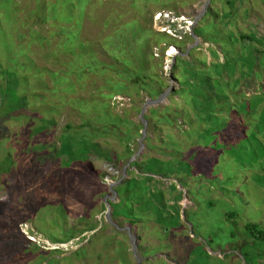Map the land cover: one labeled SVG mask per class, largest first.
Masks as SVG:
<instances>
[{
    "label": "rangeland",
    "instance_id": "1",
    "mask_svg": "<svg viewBox=\"0 0 264 264\" xmlns=\"http://www.w3.org/2000/svg\"><path fill=\"white\" fill-rule=\"evenodd\" d=\"M160 11L189 16L192 41L155 32L153 16ZM198 25L209 43L195 36L199 44L193 47ZM177 56L191 72L202 66L197 74L201 78L189 77L190 105L169 98L179 89L170 76ZM115 57L136 63L137 57H144L147 73L165 85L163 101L148 104L144 115L150 108L172 105L187 116L181 130H190V139L177 137L184 160L153 172V184L166 191L170 205L178 206L181 226L167 239L156 233L153 221L141 225L140 242L137 230L105 219V200L119 202L111 190L128 178V169L135 170L138 179L147 169L146 158L170 160L162 156V139L170 129L157 126L155 118L145 120V137L141 131L131 140L140 168H130L135 157L130 160L125 144L108 137L94 141L100 150L82 159L81 170L58 168L53 174L55 161L61 162L58 154L66 127L92 119L100 101L108 104L112 116L142 124V108L157 100L145 92L137 94L133 87L111 100L102 97L111 92L108 82L117 78L85 67L104 63L120 68ZM54 73L58 80L67 76L71 92L63 91L66 85L57 83ZM81 100L83 110L73 102ZM221 111L225 114L218 115ZM182 115L176 116L178 121ZM202 134L205 139L199 142ZM192 159L200 166L196 170L201 180L216 181L204 196L189 194L198 188L191 175ZM62 204L67 210L63 227L85 232L59 245L49 237L61 236L52 221L53 210ZM194 206L195 213H189L198 222L193 227L185 212ZM230 211H237L236 226L224 222L223 214ZM84 215L87 222L78 223ZM249 222L264 228V0H0V264H47V257L62 259L87 246L85 256L80 250L81 258L71 264H122L121 258L128 264H163L162 259L167 264H264V246L244 236ZM91 223L97 225L93 232L88 231ZM116 233L129 236V242L117 238L124 241L122 249L105 242V236ZM140 244L160 251L143 258ZM118 248L121 257L115 252ZM38 250L44 254L35 256ZM56 250L61 254H46ZM15 251L20 253L18 260Z\"/></svg>",
    "mask_w": 264,
    "mask_h": 264
},
{
    "label": "trees",
    "instance_id": "2",
    "mask_svg": "<svg viewBox=\"0 0 264 264\" xmlns=\"http://www.w3.org/2000/svg\"><path fill=\"white\" fill-rule=\"evenodd\" d=\"M163 35V34H159ZM193 35L200 38L203 43H209L207 39L204 37L203 34V26L198 25L193 30ZM165 36V35H164ZM167 37V36H166ZM169 38V37H168ZM189 41H192L191 36H186ZM246 38V37H245ZM172 40V39H171ZM198 48L194 49L197 50ZM192 50L189 55H192ZM164 53V50L162 52V55ZM115 59L119 62L120 68L113 65V64H104L100 63L98 65H88L85 67V70L93 71V70H99L102 73L105 72H111V74L117 78V80H111V82H108L110 84L109 89L111 92L108 95H102L103 98L107 97L109 100H111L116 94H121L122 90L133 87L137 94L140 92H145L148 98L150 99H158L165 91V85L157 79V76L147 73L148 68L146 67V59L144 57H137V63L133 62L130 59ZM163 59V58H162ZM162 61V60H161ZM186 61L183 59L182 56H177L174 59V64L172 65V69L170 71V76L176 80L179 84V89H174L172 93L170 94L169 98L176 102L174 97H177L178 99L184 100L186 104L190 105V100L188 98V84H189V77H192L194 79H199L200 74L197 75L201 69L199 66L193 67V71L191 72L187 66ZM83 72L79 73V76L82 75ZM55 77V80H57V83L64 85L67 83V76L61 77L64 80H58L60 79V76L58 74H52ZM202 75V74H201ZM119 79H124V82L119 81ZM112 83V84H111ZM66 87L63 89V91L71 92L72 91V85L70 83L65 84ZM75 104L79 105L81 109H85L84 101H73ZM183 102V103H184ZM108 104L100 101V104H98V111L96 115L91 119H84L82 120V123L80 126L73 128V127H66V131L62 137V144L61 148L59 149V156L61 157L59 161H55V165L58 164V166L55 167L53 174L56 176V173L58 171V168H64V169H70V170H81L82 169V159H84L88 154L90 153H98L100 150V147L98 144H96L94 141L99 138H108V137H114L119 142H123L126 147L125 155L128 156V158L131 160L136 154L133 152V150L130 147L131 140L134 137H140L141 131L143 130V125L136 123L132 119H127L124 117H121L120 115H114L112 116L110 112L108 111ZM138 112L139 109L135 108ZM204 111V108L202 109ZM225 114L223 111H221L218 115ZM182 115V113H177L173 106H165L164 108H150L149 114L144 115V120L149 121L151 117L155 118L156 125L160 127H167L170 129L169 132H166L164 134V137L162 139V156L170 158V160H162L155 157L146 158V155L142 157V159H145L144 167L146 166L147 169L144 170L145 172L141 175H138V179H136L135 175L136 171H130L127 170L126 174L128 178L123 179L120 184H118L114 191L118 194L119 202L118 203H111L109 201V206L111 208V220L114 223H118V226H123L124 224L129 225L131 228L137 230V239L138 241L142 242L143 237L140 235L141 231V225H144L149 222H155L156 226L154 227L156 229V233L161 238H170L172 231L178 227H180V221L178 219L177 209L178 206L170 205V201L165 196V190L155 186L153 182L155 181V175L153 174L154 170L161 166L160 168H165L166 170H169V167L167 166L170 164V162L176 163V162H182L184 160L183 152L181 151V145L178 143V136L185 137L184 139H190V130H181L182 123H184V120L187 118V116L183 113L182 115V121H178L176 116ZM204 120V119H203ZM199 121L198 124H202ZM122 127L125 128V130H122ZM176 133H173L172 131H175ZM204 135L205 132L203 133ZM201 135L199 142H203L205 137L204 135ZM150 141V138L147 137V142ZM146 147L148 149H151L152 146L147 143ZM161 152V151H160ZM194 161L191 165V175L192 179L196 182V185L198 188L196 189V192L190 190L189 194L194 195H200L204 196L207 194V192H210L212 189L210 187V183L215 184L216 181L207 182V180H201V177L198 174V171L196 169H200V166L196 164V161ZM141 164L139 162V157H135V159L130 163V168H140ZM195 175V176H194ZM181 178V177H180ZM183 180H186L187 178H182ZM207 185H206V183ZM226 182L228 184L231 183V180L227 179ZM182 183V180L179 179V184ZM211 185V186H212ZM185 187H189L190 185L187 184ZM173 191L177 192L176 186L173 185L172 187ZM174 199H179V197H173ZM195 204V203H194ZM213 203L209 202V206H212ZM196 206V204H195ZM195 206L185 212V218L188 224H192L194 227V222H198L195 216L192 213L194 212ZM38 209V208H37ZM54 213V220L53 225L60 229L61 236L60 238H53L49 237L50 241L53 244H59L64 245L68 244L71 241L77 239L81 235L84 234L85 231H79L76 229V227H68L65 228L63 226L66 225V215L67 210L64 206V204L60 205L57 209L53 210ZM195 213V212H194ZM237 211H230L223 214L224 222L231 224L233 226L238 225L237 223ZM120 218H123V222L119 221ZM63 223H62V222ZM62 224H61V223ZM87 222L86 216L84 215L80 217L78 220V223ZM196 222V223H197ZM62 225V226H61ZM192 227V228H193ZM89 228V232L95 231L97 228L96 224L91 223ZM244 236L251 240V243L256 246H264V228H262L258 224L254 223H246L244 225ZM122 237L125 242H129V236L125 235L122 236L119 233H116L114 235L105 236V239L109 242L110 245L114 243H118V246L124 248V241L117 240L118 237ZM98 239V235L95 236L88 245H92V242L94 240ZM20 244V243H19ZM32 244V243H30ZM108 244V245H109ZM33 245V244H32ZM88 247V246H87ZM87 247H81L76 252H74L71 256L63 257L62 259H58L57 257H47V264H71L73 259L81 258L85 256L87 252ZM142 252V257L146 258L148 256H153L154 253L160 251V248H151V247H143L141 244L138 247ZM168 248V247H167ZM262 248V247H261ZM122 249V248H121ZM80 250H84V254L80 257L78 255ZM38 253H35V256H42V253L44 252L38 250ZM118 252L117 256L121 257L119 248L115 251ZM16 257L15 260L19 259V252H14ZM47 255L52 256L54 254H61L60 251H49L46 252ZM129 255H131V258L136 261L135 255L130 252ZM21 256V255H20ZM122 259V260H121ZM122 264H128L127 261H125L124 258H121ZM163 264H167V259L161 260ZM147 262H150V260H147Z\"/></svg>",
    "mask_w": 264,
    "mask_h": 264
},
{
    "label": "built area",
    "instance_id": "3",
    "mask_svg": "<svg viewBox=\"0 0 264 264\" xmlns=\"http://www.w3.org/2000/svg\"><path fill=\"white\" fill-rule=\"evenodd\" d=\"M193 22L189 16L160 11L153 16L154 31L166 35L170 39L182 40L191 35ZM166 52L167 58H170Z\"/></svg>",
    "mask_w": 264,
    "mask_h": 264
},
{
    "label": "water",
    "instance_id": "4",
    "mask_svg": "<svg viewBox=\"0 0 264 264\" xmlns=\"http://www.w3.org/2000/svg\"><path fill=\"white\" fill-rule=\"evenodd\" d=\"M192 37H194V39H195V45H194L193 47H196V46L199 44L198 39H197V38L195 37V35H193V34H192ZM173 60H174V58H173ZM164 98H165V95H161L157 100H155V101H150V102L146 103V104L144 105V107L142 108V110H141V112H140V116H139V118H140V120H141V122H142V124H143V130H142V136H143V137H145V128H146V125H145V120H144V113H145V110H146L147 105H148V104H149V105H157V104L161 103V102L163 101ZM136 156H137V155H135L134 157H136ZM133 159H134V158H133ZM111 191H112V193H113L114 195H116L114 190H111ZM108 199H109V201H112L111 198H106V200H105V208H106L105 219H106L107 222H109L110 224L114 225V224L111 222V220H110V217H111V216H110V215H111V208H110V206H109V201H108ZM125 229L128 230L129 228L127 227V228H125ZM130 242H131V244H132V251L134 252V250L136 249V245H135V240H134V238H132V236H130ZM137 261H139L138 258H137Z\"/></svg>",
    "mask_w": 264,
    "mask_h": 264
}]
</instances>
